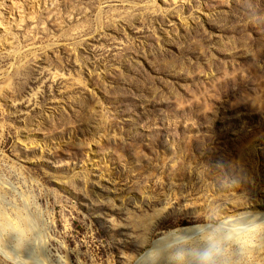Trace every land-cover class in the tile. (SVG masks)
Returning <instances> with one entry per match:
<instances>
[{
	"label": "rangeland",
	"instance_id": "1",
	"mask_svg": "<svg viewBox=\"0 0 264 264\" xmlns=\"http://www.w3.org/2000/svg\"><path fill=\"white\" fill-rule=\"evenodd\" d=\"M0 264H264V0H0Z\"/></svg>",
	"mask_w": 264,
	"mask_h": 264
},
{
	"label": "bare ground",
	"instance_id": "2",
	"mask_svg": "<svg viewBox=\"0 0 264 264\" xmlns=\"http://www.w3.org/2000/svg\"><path fill=\"white\" fill-rule=\"evenodd\" d=\"M207 229H209L208 225H192V226H183V227L171 230L170 232H168L167 234H165L164 236L158 239L157 242L159 243L156 244V246L154 247L152 251L153 255L152 257L149 256V258L151 259V261L152 260L154 261L155 259H158L160 257L161 259L165 258L166 257L165 254L171 248L170 247L171 241L170 242L168 241L170 238H177L180 236H183V238L191 237L195 234L202 233L204 230L207 231Z\"/></svg>",
	"mask_w": 264,
	"mask_h": 264
},
{
	"label": "clouds",
	"instance_id": "3",
	"mask_svg": "<svg viewBox=\"0 0 264 264\" xmlns=\"http://www.w3.org/2000/svg\"><path fill=\"white\" fill-rule=\"evenodd\" d=\"M205 259H207V254H205Z\"/></svg>",
	"mask_w": 264,
	"mask_h": 264
}]
</instances>
